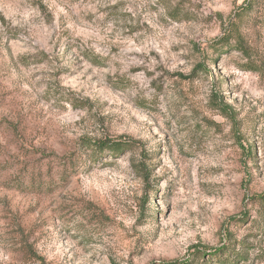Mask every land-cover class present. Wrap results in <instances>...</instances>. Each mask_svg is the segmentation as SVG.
<instances>
[{
  "label": "rangeland",
  "instance_id": "obj_1",
  "mask_svg": "<svg viewBox=\"0 0 264 264\" xmlns=\"http://www.w3.org/2000/svg\"><path fill=\"white\" fill-rule=\"evenodd\" d=\"M261 5L0 0V264H264Z\"/></svg>",
  "mask_w": 264,
  "mask_h": 264
},
{
  "label": "trees",
  "instance_id": "obj_2",
  "mask_svg": "<svg viewBox=\"0 0 264 264\" xmlns=\"http://www.w3.org/2000/svg\"><path fill=\"white\" fill-rule=\"evenodd\" d=\"M261 4H264V0H248V6H247V10L251 11L256 7H260L262 6ZM239 17V16H237ZM228 37V36H227ZM241 39H239L238 37H235L234 39V45L236 47V49H238V51L243 55L244 58H246L249 61V54L247 52V49L244 47L243 43L240 41ZM226 42H229L228 40H225ZM110 147V151H116V150H121L122 148L128 147V145L126 144H105L103 145V148H109Z\"/></svg>",
  "mask_w": 264,
  "mask_h": 264
}]
</instances>
